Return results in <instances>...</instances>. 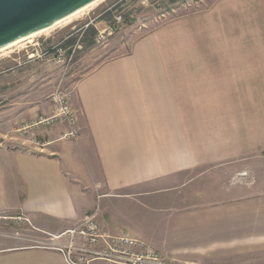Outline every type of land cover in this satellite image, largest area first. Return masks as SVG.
Masks as SVG:
<instances>
[{
    "label": "crops",
    "instance_id": "obj_1",
    "mask_svg": "<svg viewBox=\"0 0 264 264\" xmlns=\"http://www.w3.org/2000/svg\"><path fill=\"white\" fill-rule=\"evenodd\" d=\"M72 91L74 141L56 124L38 142L0 143V264H66L20 246L33 239L16 221L51 238L90 212L104 234L172 262L264 264L260 168L216 182L264 153V0H213L175 18Z\"/></svg>",
    "mask_w": 264,
    "mask_h": 264
},
{
    "label": "rangeland",
    "instance_id": "obj_2",
    "mask_svg": "<svg viewBox=\"0 0 264 264\" xmlns=\"http://www.w3.org/2000/svg\"><path fill=\"white\" fill-rule=\"evenodd\" d=\"M212 1L96 0L43 32L1 48L0 143L17 144L28 138L38 142L39 130L47 126L37 123L57 111L54 101L57 92L69 91L73 98L76 82L98 64L127 53L137 37L151 33L175 18L200 11ZM241 161L240 167L247 170L237 175H232L228 169L226 173L224 169L217 170L222 179L218 176L217 184H228L235 176L243 182L253 180L251 167L260 168L264 176V153L258 157L249 154ZM16 223L14 229L20 237L33 239V242L20 241V246L24 243L49 244L51 238L31 229L27 222L19 220ZM4 228L8 232L11 229Z\"/></svg>",
    "mask_w": 264,
    "mask_h": 264
},
{
    "label": "built area",
    "instance_id": "obj_3",
    "mask_svg": "<svg viewBox=\"0 0 264 264\" xmlns=\"http://www.w3.org/2000/svg\"><path fill=\"white\" fill-rule=\"evenodd\" d=\"M118 19H120L118 17ZM69 91L57 92L54 101L57 111L49 118L41 119L37 125L51 127L64 124L68 131L62 139L77 136L76 117L71 105ZM46 247L59 252L66 264H170L146 242L131 236L104 234L94 215L85 217L76 226L51 237Z\"/></svg>",
    "mask_w": 264,
    "mask_h": 264
},
{
    "label": "water",
    "instance_id": "obj_4",
    "mask_svg": "<svg viewBox=\"0 0 264 264\" xmlns=\"http://www.w3.org/2000/svg\"><path fill=\"white\" fill-rule=\"evenodd\" d=\"M96 0H0V49Z\"/></svg>",
    "mask_w": 264,
    "mask_h": 264
},
{
    "label": "bare ground",
    "instance_id": "obj_5",
    "mask_svg": "<svg viewBox=\"0 0 264 264\" xmlns=\"http://www.w3.org/2000/svg\"><path fill=\"white\" fill-rule=\"evenodd\" d=\"M90 4H91V3H90ZM86 6H87V5H86ZM84 7H85V6H84ZM81 9H82V8H81ZM79 10H80V9H79ZM76 12H77V11H76ZM74 13H75V12H74ZM72 14H73V13H72ZM69 16H70V14H69ZM67 17H68V16H67ZM67 17H66V18H67ZM58 22H60V21H58ZM58 22H56V23H58ZM56 23H55V24H56ZM53 25H54V24H53ZM51 26H52V25H51ZM49 27H50V26H49ZM47 28H48V27H47ZM42 30H46V28H44V29H42ZM42 30H40V31H38V32H39V33H40V32H43ZM38 32H35V33H33L34 35H33V34H31V35H32V36H35V34L38 33ZM31 35H29V36H31ZM29 36H26V37L21 38V39H19V40H17V41H14V42H12L11 44H13V43H15V42H18V41H21V40H23V39H25V38H27V37H29ZM8 45H10V44H8ZM8 45H6V46H8ZM6 46H4V47H6ZM4 47H2V48L4 49Z\"/></svg>",
    "mask_w": 264,
    "mask_h": 264
}]
</instances>
